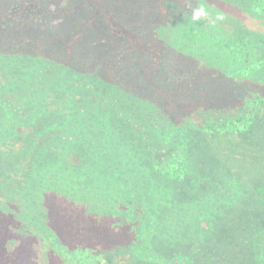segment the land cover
Listing matches in <instances>:
<instances>
[{"label": "trees", "instance_id": "16d2710c", "mask_svg": "<svg viewBox=\"0 0 264 264\" xmlns=\"http://www.w3.org/2000/svg\"><path fill=\"white\" fill-rule=\"evenodd\" d=\"M66 1L51 10L44 0H0L1 110L11 112L14 131L25 133L39 117L50 122L38 129L35 161L22 155L9 190L0 189V212L16 233L40 241L46 264H242L243 256L262 263L264 231L255 228L264 225V153L248 142L264 113V43L242 52L190 21L119 26L97 4L105 25L91 28L88 19L70 22L76 8ZM88 39L105 59L92 58ZM199 60L223 79L182 71ZM234 65L249 72L237 76L239 86H256L237 91L236 101ZM62 146L86 154L72 173L65 151L55 162L45 152ZM219 162L229 187L215 177ZM98 210L101 223L137 224L127 229L126 249L110 223L84 233ZM243 236L251 238L245 246ZM12 242L0 238V264L35 263L27 243L9 251Z\"/></svg>", "mask_w": 264, "mask_h": 264}, {"label": "rangeland", "instance_id": "374dc122", "mask_svg": "<svg viewBox=\"0 0 264 264\" xmlns=\"http://www.w3.org/2000/svg\"><path fill=\"white\" fill-rule=\"evenodd\" d=\"M91 1H93V3ZM66 2V0H44L43 4L49 7L51 10H58V7L65 6ZM72 3L76 8V11L70 18V22L77 24L79 20L82 21L84 19H88V24L89 27L91 26V28L105 25V22L102 20V18H100L93 11L94 8L98 7L100 10H105L103 11L105 20H107V13L111 12V22L119 26L122 25L126 27V25L124 24L125 22L132 23V25H128L127 27H134L147 23L148 29H151V25L159 26L162 25L164 21L169 22L170 19H172L173 21L177 20L182 24L187 23L186 21H190L191 23H194L196 25H199L200 23L207 28L213 29L218 37L223 38L226 41H230L233 44V47L241 48L240 51L242 52L245 49L251 48L257 42L258 38H260L262 43H264V0H111V3H114L112 6L108 0H72ZM95 4H97V7H93ZM163 5H165V7ZM199 7H204L207 11V15L199 20H193V12ZM78 10L83 11L81 12ZM166 25L167 24H163L162 27H166ZM88 41L90 43V47H92V50L93 48L95 50V52H93V50L90 53L92 58H95L96 61L98 59H105L106 54H104V52L102 51L101 45H95L97 42L94 44L91 39H88ZM100 42L107 44L109 43V40L107 38H102ZM242 65L245 66V63H243ZM207 67L208 66L204 61L199 60V62H197V64H194V66H191V68L184 67L182 71L195 70L198 73H202V75H210L215 79H223V71L217 68L208 69ZM96 68L97 67L95 66L93 70H95ZM232 73L236 76L234 75V81H232V83L230 84L233 91V95L230 97L231 100L236 101L237 91L243 90L245 91L243 93H247L246 91L256 90V86H253L250 83H243L242 86H239V82L238 80H236L237 76L238 78L239 76L246 77L249 75V72H246V70L245 72H240L237 66L234 65ZM178 85L187 87L188 85H190V83L184 82L179 83ZM259 90L263 92L264 86L263 89L261 88ZM26 107H28V105H26ZM22 109L23 113L25 114L24 119H27L28 110L25 108V106ZM10 115L11 112H9L8 109L1 110L0 107V132H2V134H0V184L3 186L0 187V189L5 187V191L9 190L8 184H12V178L14 176L13 171H15L16 169V163L20 161V158L22 160V155L27 156V154L30 153L31 150H36L35 145L37 141L41 140V135H44L38 134V132L40 131H38V129H40V127H43V125H47L50 123L48 122L49 120H46L47 118L45 119L39 117L35 124L32 123L28 128H26L24 133V127L15 131L13 130L12 126L14 121L12 120V116ZM21 120L24 122L23 117L21 118ZM50 120L52 119L50 118ZM24 125L25 123L22 126ZM253 127L254 128H252L250 131V142H248V144L250 145L249 147L255 151L264 153V113L261 119H256V121H254ZM53 135L54 134H52L51 137ZM62 145H64V143ZM71 150L74 149L71 147L70 150H64L62 146L59 152L49 150H46L45 152L49 153L51 161L55 162L57 160V158L54 157L55 154H59L65 151L70 160V165L68 166L67 172L72 173L73 171L71 169V166L73 168L83 162L85 160L86 154L83 151H79L78 154H72L70 152ZM36 152L41 155V152L39 150ZM28 157H33L32 162L35 161L33 152L30 153ZM24 162H21L20 164L23 165ZM52 166H55V163H52ZM220 176H223V180H225L227 177L225 166L221 162H219L218 169L215 170V177ZM229 184L231 185L230 178H227L225 182L223 181L220 184V186L222 188L224 186L229 187ZM11 186L14 188V184ZM74 202L77 203V201ZM247 202L251 203L249 207H246L248 209L253 208L256 204V202H254L252 199L248 200ZM74 204L75 203H73L72 205ZM42 210H45L44 205L42 206ZM45 211L49 215V210ZM55 211V215L60 216L58 208L55 209ZM100 213L101 212L98 210L95 213L88 215V220L86 221L88 226H82V228L84 229V233L88 232L96 234L100 229L103 230L106 224L108 225L110 223L109 225L113 228V231H115L116 233L119 232L118 236L120 237L116 245L123 248V250L126 249L128 246V234H126L128 231L127 229H129L130 231V228H128L130 226L131 231L136 232L135 229L137 227V224H133L132 222L129 223L125 219H123L122 221L119 220L117 222H114L113 219H108L106 220V222L101 223V221L99 220L101 217L99 216ZM80 216L81 217L79 218H82L85 222L86 219L81 214ZM123 217H125L124 214ZM128 218L133 219L131 216H129ZM10 223V220L5 216V214H2V212H0V238L7 235V237L9 236L14 239V242L8 243L6 245L7 249L9 251H12L16 248L19 249L22 244L27 243V248H25V251H32L30 252V254L32 257H34V264H46L43 254V246L41 245L40 241L29 234L27 236H24L16 233L15 230L17 227L11 226ZM122 223L123 225H121ZM258 226L259 228H255V230L263 229L264 231L263 221L258 220ZM250 239V236H243L239 239V244L245 246L249 243ZM242 247L237 246L238 250ZM234 250L237 249L234 247ZM242 250L239 251L244 252V250ZM214 251L215 252H212L210 255L213 257V259H218L221 252L218 250ZM239 251L236 255H243V253H239ZM242 258H244V262H241L242 264H264V261L262 263H259L257 259H248L247 256H243ZM15 264H20L19 259L15 262Z\"/></svg>", "mask_w": 264, "mask_h": 264}, {"label": "clouds", "instance_id": "9594fccd", "mask_svg": "<svg viewBox=\"0 0 264 264\" xmlns=\"http://www.w3.org/2000/svg\"><path fill=\"white\" fill-rule=\"evenodd\" d=\"M207 15V11L204 7H199L197 9L194 10L193 15H192V19L193 20H199L202 17H205Z\"/></svg>", "mask_w": 264, "mask_h": 264}]
</instances>
